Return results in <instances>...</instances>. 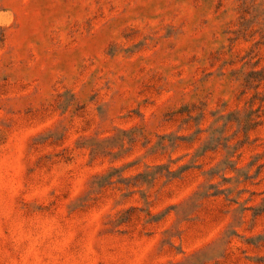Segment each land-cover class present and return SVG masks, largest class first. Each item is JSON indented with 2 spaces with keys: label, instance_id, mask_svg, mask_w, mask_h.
Returning a JSON list of instances; mask_svg holds the SVG:
<instances>
[{
  "label": "rangeland",
  "instance_id": "374dc122",
  "mask_svg": "<svg viewBox=\"0 0 264 264\" xmlns=\"http://www.w3.org/2000/svg\"><path fill=\"white\" fill-rule=\"evenodd\" d=\"M0 264H264V0H0Z\"/></svg>",
  "mask_w": 264,
  "mask_h": 264
}]
</instances>
